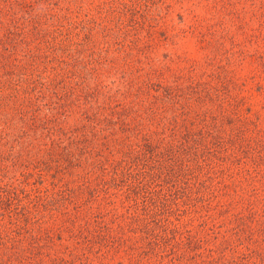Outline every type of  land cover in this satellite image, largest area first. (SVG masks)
<instances>
[{"label":"rangeland","instance_id":"obj_1","mask_svg":"<svg viewBox=\"0 0 264 264\" xmlns=\"http://www.w3.org/2000/svg\"><path fill=\"white\" fill-rule=\"evenodd\" d=\"M0 264H264V0H0Z\"/></svg>","mask_w":264,"mask_h":264},{"label":"trees","instance_id":"obj_2","mask_svg":"<svg viewBox=\"0 0 264 264\" xmlns=\"http://www.w3.org/2000/svg\"><path fill=\"white\" fill-rule=\"evenodd\" d=\"M142 175L144 176V175H145V172H144V173H142Z\"/></svg>","mask_w":264,"mask_h":264}]
</instances>
